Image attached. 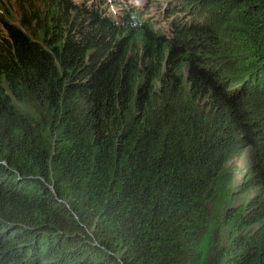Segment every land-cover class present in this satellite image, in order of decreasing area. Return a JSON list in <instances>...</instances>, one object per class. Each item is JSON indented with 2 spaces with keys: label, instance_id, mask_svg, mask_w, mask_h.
I'll use <instances>...</instances> for the list:
<instances>
[{
  "label": "trees",
  "instance_id": "trees-1",
  "mask_svg": "<svg viewBox=\"0 0 264 264\" xmlns=\"http://www.w3.org/2000/svg\"><path fill=\"white\" fill-rule=\"evenodd\" d=\"M11 1L0 264H264V0Z\"/></svg>",
  "mask_w": 264,
  "mask_h": 264
},
{
  "label": "rangeland",
  "instance_id": "rangeland-1",
  "mask_svg": "<svg viewBox=\"0 0 264 264\" xmlns=\"http://www.w3.org/2000/svg\"><path fill=\"white\" fill-rule=\"evenodd\" d=\"M106 1L108 2V0H105L104 2H106ZM120 1L121 0H118V2H120ZM132 1H136V0H132ZM140 3H141V5H140L141 8H140V14L139 15L148 14L150 19H152L153 25L156 28L166 27L164 20H163V11H164L165 5L166 6L168 5L169 7H171V9H174L173 6L176 5L175 8L179 9L178 3L175 4L174 0H145V1L140 0ZM132 5L135 6V4L133 3L128 7L127 16L134 17L135 12L133 10ZM0 9H2L1 6H0ZM6 9L9 10V12H11L14 15L13 20L15 19L17 21L20 11H19V9L15 3V0H12L10 2V6ZM108 12L113 14L111 11H108ZM246 162H247L246 155H244L243 157L237 159L235 161V164H236V166H241V165L245 164ZM236 183H237V181L235 182V184Z\"/></svg>",
  "mask_w": 264,
  "mask_h": 264
},
{
  "label": "clouds",
  "instance_id": "clouds-1",
  "mask_svg": "<svg viewBox=\"0 0 264 264\" xmlns=\"http://www.w3.org/2000/svg\"><path fill=\"white\" fill-rule=\"evenodd\" d=\"M106 3H108V11H111L113 13L112 14L113 15V17H112L113 19H115L117 14L120 13L119 11H120L121 8H123V11H122L123 16L121 17V19L124 20L126 18H130L131 16H127V12H128V7L131 4H133V3L135 4V6L132 5L133 6V10L135 12V15H139L140 14V9L138 8L141 5L140 0H136V1L121 0L120 2H118V0H108V2L106 1ZM145 15H147L146 17L150 18L148 16V14H145ZM115 23H118V21H116Z\"/></svg>",
  "mask_w": 264,
  "mask_h": 264
},
{
  "label": "bare ground",
  "instance_id": "bare-ground-1",
  "mask_svg": "<svg viewBox=\"0 0 264 264\" xmlns=\"http://www.w3.org/2000/svg\"><path fill=\"white\" fill-rule=\"evenodd\" d=\"M139 8V7H138ZM1 16V15H0Z\"/></svg>",
  "mask_w": 264,
  "mask_h": 264
}]
</instances>
